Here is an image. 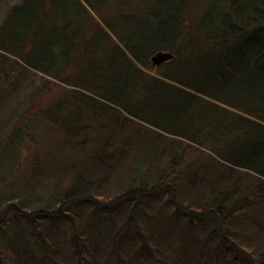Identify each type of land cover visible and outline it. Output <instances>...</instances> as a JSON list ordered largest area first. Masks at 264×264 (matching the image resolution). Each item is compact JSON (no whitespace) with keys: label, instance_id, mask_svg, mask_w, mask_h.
Listing matches in <instances>:
<instances>
[{"label":"trees","instance_id":"obj_1","mask_svg":"<svg viewBox=\"0 0 264 264\" xmlns=\"http://www.w3.org/2000/svg\"><path fill=\"white\" fill-rule=\"evenodd\" d=\"M77 5V61L99 59L77 78L80 119L110 118L70 134L84 162L0 198V264H264V0Z\"/></svg>","mask_w":264,"mask_h":264},{"label":"rangeland","instance_id":"obj_2","mask_svg":"<svg viewBox=\"0 0 264 264\" xmlns=\"http://www.w3.org/2000/svg\"><path fill=\"white\" fill-rule=\"evenodd\" d=\"M24 1L3 0L0 3V44L13 48L27 59H22L15 52L0 49V55H4V61L0 60V140L3 136L0 144V198L7 193L22 191L24 184L41 175V181L35 180L38 185L42 182L51 184V178L54 180L58 174L61 176L65 173L67 164L72 162L73 166V160L76 159L84 162V158L73 156L77 152L76 144L81 147L83 143L76 140L77 135L71 137L70 134L77 131L80 121L86 125L91 120L93 127V124L99 126L110 118L108 113H102V118L92 119L85 115L80 119L82 114L79 113L77 97L74 96H77V90L83 89L77 86V78L92 71L89 65L99 62V59L98 53H93L77 61L75 44L81 40V30L87 29L84 31L85 36V32H92L91 27H86L87 24L81 26L82 10L77 0H44L47 4L43 7L32 2L24 4ZM13 6L14 9L8 13ZM88 8L112 34L106 23ZM77 28L80 29L79 34ZM96 41L99 43L94 40L93 46L98 45ZM35 66L52 73L41 72ZM140 66L146 72L159 76L156 69L144 68L142 64ZM84 93L89 94L87 91ZM119 112L127 117V122L133 121L161 132L151 124ZM26 113H29V119H23ZM66 119L68 124L65 123ZM15 123L21 125L16 126ZM121 124L116 123L118 130ZM16 128L23 129L22 145L15 134ZM86 128L81 129L86 131ZM130 128L127 127L126 131L132 132ZM95 134L100 135V132L91 133ZM118 137L115 135L114 141H119ZM66 141H73L74 150ZM15 142L19 144V162L13 148ZM34 174L36 177L33 179Z\"/></svg>","mask_w":264,"mask_h":264},{"label":"water","instance_id":"obj_3","mask_svg":"<svg viewBox=\"0 0 264 264\" xmlns=\"http://www.w3.org/2000/svg\"><path fill=\"white\" fill-rule=\"evenodd\" d=\"M170 57H171L170 52H158L152 57V60L155 64L159 65L163 61L169 59Z\"/></svg>","mask_w":264,"mask_h":264}]
</instances>
